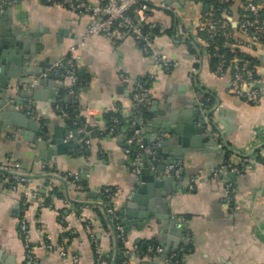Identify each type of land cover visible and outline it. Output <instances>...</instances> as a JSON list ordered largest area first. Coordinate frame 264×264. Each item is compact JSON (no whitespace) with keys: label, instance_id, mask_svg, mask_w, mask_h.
Segmentation results:
<instances>
[{"label":"crops","instance_id":"0c3cea01","mask_svg":"<svg viewBox=\"0 0 264 264\" xmlns=\"http://www.w3.org/2000/svg\"><path fill=\"white\" fill-rule=\"evenodd\" d=\"M162 3L165 8L159 7ZM154 4L151 21L159 26L161 32L156 46L174 61L173 69L169 73L156 69L151 54L132 38L115 42L104 36H94L77 50L80 56L79 74L87 80L77 96L67 94L64 91L67 81L52 76L49 69L85 35L91 16L42 0H18L0 13L5 17L0 21V32H25L27 40L21 49L16 47V50L21 52L18 56L27 54L31 58L25 63V73L33 71L35 74L29 80L33 82L34 92L38 93L37 96L31 93L30 98L37 122L47 131V146L54 145L60 136L64 137V142L75 145L63 154L55 151L47 158V150L34 144L35 137H29L28 132L15 126H8L9 119L0 118V159L10 156L20 162L22 171L35 178L31 187H49L38 180L43 164L61 174H79L77 186L68 180H58L56 185L61 197L53 196V208H41L32 202L25 211L32 243L36 247L37 264H94L95 244H99L106 255L114 253L111 236L97 209L75 210L67 200L94 204L100 192L110 188L115 192L114 204L125 219L127 211L146 213L145 209H138L137 203L129 201L138 184V176L130 168L124 152L126 136L131 129L128 134L93 138L91 148L83 151L79 140L67 139L66 134L71 130L69 121L55 110V105L61 102L67 107L75 105L84 120L98 122L104 127L105 113L112 110L128 115L133 113L131 92L134 80L150 75L154 78L148 89L149 116L141 127L145 131L141 133L142 140L147 138L152 144L157 139L151 146L158 147L168 135L157 136V125H177L179 117L192 123L191 126L188 122L181 123L183 133L190 132L187 128H203L199 124L195 101L201 97L199 91L207 89L218 100L213 116L231 152L225 156L227 149H220L218 141L203 128L206 132L198 135L200 140L196 147L187 150L180 158H172L184 165L181 175L175 176L176 184H169L178 189L169 196L167 205L177 222L170 226L159 218L145 222L138 216L139 222L135 226L140 227L127 229L129 246L158 242L169 253L176 255L177 263L174 264H264V166L258 161L244 169L231 170V166H239L241 159H249L250 155L257 154L258 160H261L258 155L261 146L255 147L248 156L238 157L236 153L244 146L264 145V101L249 104L236 97L230 86L231 75L228 73L224 78L216 76L209 57L205 55L198 63L197 72L192 74L194 62L189 50L184 44L175 42L174 33L170 31H174L177 24L194 30L208 6L194 0H154ZM241 10L242 0H231L227 8L228 22L238 36L235 23ZM10 20L13 21L12 26ZM243 52L258 60V88L264 95V43H260L256 51L244 49ZM2 74L9 88L14 90L18 86L16 70L7 65ZM122 76H127L128 80ZM7 107L5 112L14 110L9 105ZM2 110L0 114H4ZM182 111L188 114L184 115ZM36 135L42 143V135ZM190 135L187 138L194 143L196 133L192 131ZM164 153L170 158L174 150L168 146ZM164 156L156 157L159 164L164 162ZM149 170L151 175L159 178L156 168L149 167ZM191 184L193 189H190ZM128 204L134 205L129 207ZM160 207L165 208L156 205L155 209L160 210ZM151 208L147 212L166 216L165 212H154ZM20 215L19 193L7 191L0 182V264L25 262V246L19 235ZM61 220L74 231L67 245L69 253L73 252L80 258L77 263L70 256L66 259L59 256V242L65 234ZM85 220H92L89 231L84 227ZM41 232L51 236V252L42 246ZM145 258L136 259L135 264L149 262ZM149 263L164 264V261L161 257Z\"/></svg>","mask_w":264,"mask_h":264},{"label":"built area","instance_id":"2783aa9c","mask_svg":"<svg viewBox=\"0 0 264 264\" xmlns=\"http://www.w3.org/2000/svg\"><path fill=\"white\" fill-rule=\"evenodd\" d=\"M48 4H61L67 7L70 11L78 14H88L91 16V22L89 27L82 36L81 40L77 44H73L69 47L68 53L63 58L54 62L50 69L49 74L52 76L67 81V85L64 91L71 95L77 96V84L86 82L85 78H82L79 74L78 62L80 56L77 54V50L83 47L86 42L94 36H104L105 38L115 41L122 42L127 37L132 38L142 47L143 50L149 52L152 57L153 65L156 69H162L169 73L174 67V61L171 60L166 54L161 53L156 46V40L159 37L154 33V30L158 25L151 21V12L155 6L154 0H42ZM219 3H226L230 0H215ZM18 0H0V13L5 12L13 4L17 3ZM264 0H243L242 10L239 14V19L236 21V30L240 36H238L233 29L230 30V23L224 19L229 18V12L225 9L221 14L214 12L202 15L199 19L198 25L194 30H187L183 26L177 24L174 30L173 40L178 43L185 45L188 38H193V43L196 42L198 46H195L196 52L191 55L193 59L192 74L197 72L196 64L200 62L203 55L207 58L209 53L207 47L216 42V38L219 35L224 36L226 39V46L230 47L231 50L244 49L258 50L260 47L261 39H264V19L261 17V11L264 10ZM161 8L166 6L162 3L159 5ZM146 27V30H145ZM205 31L207 39H202L200 32ZM186 46V45H185ZM218 64L214 69L216 76L224 78L228 73L231 75L230 86L232 93L249 104H259L264 101V95L258 88L260 83L259 74L257 67H252L247 61L239 60L236 56L229 58L226 54H220L217 56ZM125 80H128L127 76H122ZM150 80H153L154 76H149ZM33 84V82L31 83ZM33 86V85H32ZM31 86L25 83L21 87H17L16 90L21 92L29 91ZM200 90V89H199ZM201 97L196 99L195 108L198 114L199 124L205 128V130L218 141V147L225 150V156H228L231 150L228 148L223 132L217 126L214 120L213 112L218 106V100L212 105L211 95L213 94L210 90L204 89L199 91ZM132 102L136 108L148 109L150 104V96L148 89L144 88V85L139 80H134V86L131 92ZM206 95H209L206 97ZM204 96L206 98H204ZM26 110L30 108L29 112H34L33 102L31 98L25 99L23 106ZM55 110L62 116H68V107L62 102L55 105ZM120 111V110H118ZM84 123V127H99L98 122L90 123L84 120L80 115ZM117 122V118L114 119ZM138 119L139 125L136 121H133L131 134L126 136L124 152L128 157V164L132 171L139 177L142 172V163L144 160H156V147L147 146L143 143L141 138V125ZM75 132V136H74ZM113 130L110 131V134ZM79 138L77 137V131L70 130V134L67 139H77L81 143L83 151L89 150L92 145V140L87 137L88 133H82ZM87 135V136H86ZM165 135V134H164ZM259 142V141H258ZM264 142V141H263ZM133 146L138 148V152L132 156ZM261 146L260 153L258 152L261 160H258V156L250 155L249 159H241L240 165L231 166L232 171H237L246 168L247 165L260 161L264 166V145L259 143L255 146H244L238 150L236 155H249L253 152L255 147ZM263 146V147H262ZM228 160H230L228 158ZM183 163L176 161L167 164L166 172H173L175 176H180L183 170ZM47 165L43 164L40 176L38 180L40 182H48L49 187H53L57 184L58 180H68L74 186H77L79 179L78 173L68 174L66 176H60L57 172L52 171ZM153 169L155 167L152 166ZM35 178L31 174L25 173L21 169V163L17 160L12 159L10 156H6L0 159V182L4 188L10 192H17L20 196L21 204V215L19 219V235L25 246V262L24 264H37L36 263V247L32 243L30 229L28 222L25 217V211L31 205L32 202L43 207H54V197L48 198L46 194H43V190L40 187H31V183ZM194 181V180H193ZM194 186L191 184L190 189ZM230 189V186H229ZM100 193L103 197H99L94 204H82L75 200H67L71 207L75 210L79 208L88 209L90 207L97 208L102 214L109 217L110 220L107 223L108 234L113 236L115 231L118 232L116 238L119 239L120 245L115 248L114 253L106 255L99 244H95L94 247V264H116L115 254H123L125 258L129 256L133 258L132 261L123 260L120 264H135V260L139 259L140 246L138 244L129 246L128 244V230L122 225L121 216L118 212L117 207L114 204L115 192L106 188ZM231 200V199H230ZM228 200V203H230ZM92 220L84 222L86 230H90L92 226ZM63 228L65 229V235L59 242V256L62 259H66L69 256L72 257L73 262H79L80 258L73 252L69 253V246L67 245L73 236L74 231L65 225L64 221ZM40 239L42 246H44L49 252L53 250L51 236L41 232ZM153 244L147 246V255L154 254L156 256L164 257V264H174L176 262V255L167 253V250L158 242H152Z\"/></svg>","mask_w":264,"mask_h":264},{"label":"water","instance_id":"95a60500","mask_svg":"<svg viewBox=\"0 0 264 264\" xmlns=\"http://www.w3.org/2000/svg\"><path fill=\"white\" fill-rule=\"evenodd\" d=\"M9 14L12 15V12ZM4 16H0V21L4 19ZM10 26H12L13 21L10 20L9 22ZM11 29V27H10ZM15 29V28H14ZM9 31V27H8ZM17 31V29L15 30ZM25 32L17 31V34L14 33H4L0 32V105L2 107L0 109H3L2 111L4 114H0V118H7L9 121L6 123L8 126H15L16 128L22 129L26 132H28V136L35 137L33 139L34 144H38L40 148H44L43 150H47L46 156L47 158H50L51 154L56 151L58 154H63L64 151L67 148H71L75 145H70L66 142H64V137L60 136V139L57 140L54 145L48 147L47 142H48V134L47 131H45L42 127L37 122V114L35 112H29L31 109L28 108L26 110L23 107V103H25V99H28L31 96V93L33 94L34 89H33V84L32 81L29 80V78H32L35 76L33 71L28 72L27 74L25 73V63L27 60H30L31 58L25 54L18 56L21 54L19 50H16V47L21 49L23 47V42L27 40V38H24ZM33 43V40H32ZM28 47V46H27ZM12 66L13 69L16 70L15 78L17 79L18 86L21 87L25 83L27 85L31 86L29 91L26 92H21L19 90H16L18 86L13 88H9V83L6 79V77L2 74L6 71V67ZM28 78V79H27ZM26 79V81H25ZM9 90V91H8ZM35 96H37L38 92H34ZM68 99V98H67ZM8 103L6 104V102ZM9 105L10 108H14V110L10 112H5V110L8 108L7 106ZM22 106V107H21ZM184 115L188 114L186 111H182ZM187 123L188 125H192L190 121L183 120L182 117H179L177 119V125H171L170 127L167 126H162L161 124L157 125V136L159 134H166L168 135L167 138H165L164 141L160 142L158 147H156V155L158 156H164L165 151L168 148V146H171L174 150V153L172 156H167L165 155L164 162L162 164H159L157 160H144L141 167H142V172L141 176L139 177L140 182L135 185V190L132 192L131 197L129 201H132L133 203H137L139 206L138 209H145V212L147 213H136L135 211H127L126 212V219L124 217V214L120 211L121 215V221L122 225L124 227L131 228L138 223V216L142 218V221L149 222L150 219L152 218H159L160 220H165L166 224H169L170 226L174 223L177 222V218L172 216V210L167 206L169 203V196L173 195L175 191H177V187H171L169 184H176V177L173 172H166V166L169 163L174 162L175 159L172 158H180L184 155V153L187 150H191V148L197 146V142L200 140L199 134L200 133H205L206 131L202 127L194 128L192 130L191 128H187V131L183 133L182 132V122ZM194 126V125H193ZM141 133L145 132L143 131L144 129L141 128ZM194 131L196 133V136L193 138L195 141L194 143L191 142L187 136H191L190 134ZM36 134H41L42 135V143L38 140ZM70 131L67 132L66 136H69ZM74 132V136H75ZM188 136V137H189ZM158 140L155 139L154 143H156ZM143 143L145 145L151 146L149 140L145 138L143 140ZM155 167L159 178H156L154 175H151L149 167ZM93 195L95 193L92 192ZM148 197V198H147ZM131 202V203H132ZM134 204H128L129 207H133ZM156 205H163L165 208L160 207V210H156L155 206ZM18 207V206H17ZM153 207V208H151ZM148 208L154 209V212H165V215L161 216H156L155 213H149L147 212ZM15 209V213H16ZM169 218V219H168ZM168 219V220H167ZM135 227H140L135 226ZM146 246V245H144ZM167 253H169L167 251ZM164 259V257H162Z\"/></svg>","mask_w":264,"mask_h":264},{"label":"trees","instance_id":"16d2710c","mask_svg":"<svg viewBox=\"0 0 264 264\" xmlns=\"http://www.w3.org/2000/svg\"><path fill=\"white\" fill-rule=\"evenodd\" d=\"M194 1L195 2H201L202 1L204 6H208L209 9L207 10V12L205 14L211 13L214 11L218 14H221L225 9L228 8V6L231 3V0L229 2H226V3H219L215 0H194ZM261 17H262V19H264V10L261 11ZM224 20L226 22H228L227 19H224ZM229 28H230V30L232 29L231 26H229ZM145 30H146V27H145ZM153 30H154V33L156 35L159 36L161 34L159 26H157ZM170 33L173 34L174 31H172V32L170 31ZM199 34L202 38L207 39V35H206L205 31H202ZM192 41H194V40H193V38L190 37L185 42V45L190 52V55H193L196 52L195 46L196 45L198 46V44H196V42L193 43ZM215 41L216 42L211 43L207 47V50L209 53V60L211 62L212 69L216 68V66L218 64L217 56L220 54H226L229 58L236 56L239 60L247 61L252 67L256 68L258 66V64H259L258 60L254 59L249 54H246V52H243L239 49L231 50L230 47L226 46V39L224 38V36H222V35L217 36ZM261 42L264 43V39H261ZM198 67H199V65L196 64V68H198ZM138 80L143 83L145 89H149V86H150L151 81H152V80H150L149 77L139 78ZM86 84H87V80H86V82H84L82 84H77V90L83 88ZM199 89H201V88H199ZM201 90L204 91V89H201ZM131 96H132V94H131ZM207 96H209V95H206V97ZM206 97L204 96V98H206ZM210 97H211V102L209 103V105H212L214 102L217 101V98H216V95L214 93ZM68 112H69V114L67 116V119L69 121L70 129L77 131V137L78 138L81 135H83L82 133L87 132L88 136L87 135L86 136L89 137L91 140L93 138H97V139L99 138L100 139V138L105 137V136H114V135H120L123 133L128 134L127 131L129 130V128H132L133 121H136L137 122L136 126H138L139 125L138 119H139L141 121L140 125L142 127L143 124L145 123L146 119L149 116L148 110L142 109V108H136L135 106H134V111L131 115H128V114L123 113L121 111L112 110V111L104 114L105 125H104V127L102 126L101 128H99V127H84V123L82 122V119L79 117V112H78L75 105H69ZM115 118H117V120H118L117 122H115V120H114ZM111 130H113L112 134H110ZM130 134H131V132H130ZM130 134H128V135H130ZM132 149H133V151H132V156H133L134 154H136L138 152V148L136 146H133ZM47 169H48V167H47ZM50 169L52 171H54L53 167ZM55 171L60 176L68 175V173H62L61 174L56 169H55ZM47 184H48V182H46L45 186ZM77 184L79 185V181L77 182ZM42 190H43V194H46L49 199H51L54 195H55V197H61L60 190H58V186L56 184L53 187H48V188L43 187ZM100 197H103L102 193H100ZM97 212L99 213L100 220L103 223L104 227L108 229L107 223L110 220V218L105 216V214H102L99 211V209H97ZM119 213H120V211H119ZM65 235H67V234H63V237ZM116 236H118L117 231H115V234H113V236H111V240H112L111 244L113 246V251L115 250V248H117L120 245L119 239L116 238ZM151 244H153V243L149 242L146 246H144L143 244H141V245L139 244L140 252H139L138 257L140 260H143L146 257L145 258L146 260H148L149 262L150 261L152 262V261H154L155 258H161L160 256H156L154 254L147 255V252H146L147 246L151 245ZM125 259L128 260L129 262L133 260V258L130 256L128 258H125L123 254H119L116 252L115 260H114V262L116 264H120ZM149 262H141L140 264H146V263L150 264Z\"/></svg>","mask_w":264,"mask_h":264}]
</instances>
